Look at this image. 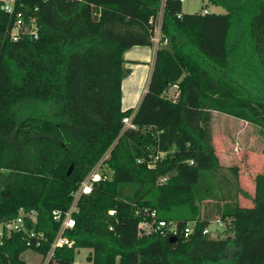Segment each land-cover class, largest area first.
<instances>
[{"label": "trees", "instance_id": "trees-1", "mask_svg": "<svg viewBox=\"0 0 264 264\" xmlns=\"http://www.w3.org/2000/svg\"><path fill=\"white\" fill-rule=\"evenodd\" d=\"M208 1L225 11L183 12L180 0L165 1L167 43L134 109L121 104L123 52L152 43L161 0H12L11 13L0 0V222L34 210L27 229L43 234L29 246L11 232L0 264H26L28 248L45 256L59 228L52 210L69 207L108 150L109 171L79 195L64 231L72 245L57 246L47 264H74L81 247L91 264H264V171L253 174L251 195L240 166L220 163L210 130L213 110L264 130V0ZM17 11L35 20L37 38H11ZM126 115L135 127L123 128ZM228 197L225 233L203 232V201ZM145 207L175 222V239L138 234Z\"/></svg>", "mask_w": 264, "mask_h": 264}, {"label": "built area", "instance_id": "built-area-1", "mask_svg": "<svg viewBox=\"0 0 264 264\" xmlns=\"http://www.w3.org/2000/svg\"><path fill=\"white\" fill-rule=\"evenodd\" d=\"M166 0H161L160 7L157 13L155 20L153 21V32H152V41L157 45L166 44L167 38L162 37L161 33V19L163 14V6ZM182 1V0H180ZM6 12L11 13L13 11V4L11 1H5L3 5ZM207 7H203L201 13L208 12ZM23 35H27L30 38L38 37V26L33 18L30 19L29 22L24 20L23 14L21 11H17L15 13V18L13 22V26L10 29V36L12 39H18ZM176 88V84L173 85ZM132 115H126L123 117V128L126 127H135V124L131 120ZM109 150L103 155L101 160L90 170L88 174L80 181L79 186L75 191L72 192L73 199L69 207L61 212L58 209L52 210L53 217L59 221V228L51 241L50 248L47 253L43 257L42 264H47L51 256L53 255V251L57 246H62L64 244L72 245V240L69 239L65 234V229L72 227L75 223L73 212L78 209L77 200L81 193L89 192L92 188L93 182L99 181L105 178V175L99 170V167L102 163V159L108 156ZM162 155V154H161ZM144 213H146L137 223L138 234H151L158 232L160 234H170L175 235L177 233V227L175 222L173 221H165L162 219H158L156 216L155 209H147L143 208ZM109 213H113V209L108 210ZM25 216H29L32 219L35 217V211L29 210L25 211L22 207L19 208L18 214L8 220L0 222V245L4 242V239L11 232H22L25 237V242L29 246H36L40 244L43 234L40 232H35L33 229H27L25 223ZM194 221H188L183 227L184 234L187 235L193 228ZM203 232L208 233L209 228L206 226L203 229ZM31 262L26 261V264H30Z\"/></svg>", "mask_w": 264, "mask_h": 264}, {"label": "crops", "instance_id": "crops-1", "mask_svg": "<svg viewBox=\"0 0 264 264\" xmlns=\"http://www.w3.org/2000/svg\"><path fill=\"white\" fill-rule=\"evenodd\" d=\"M156 49H157V45L152 41V43L149 45H133L127 48L123 52V58H124L123 65L124 67H127L129 71L124 75L122 79V86H121L122 90H123L124 82L126 85L129 84V86L132 83H134L136 71L143 74L147 73V77L149 81L150 74L154 64ZM146 88L147 85L144 86L142 90V95L145 92ZM174 89L176 88L174 87ZM122 99L123 97L121 96V104H122ZM122 107L126 108L123 104ZM128 107H132V106H128ZM226 116L218 115L216 114V110H213L212 117L210 120L212 141L215 152L219 157L220 163L224 167H227L231 165L233 162L239 161L244 163V166L246 168H248L247 164L251 160L254 161L255 163L254 166L261 164L264 161V153L253 152V150L250 149L251 147L247 146V143L248 141L251 140L252 130L258 128L256 130L262 134L263 139H264V130H260L258 126L242 118H238L235 116L234 117H226ZM244 166H240L239 168V182L243 187H245L243 177L247 173L246 169L245 172L243 171ZM251 175L253 177V173H251ZM250 183L251 184L248 191L252 195L254 189L252 178ZM246 200H249L250 202V199L248 197L246 198Z\"/></svg>", "mask_w": 264, "mask_h": 264}, {"label": "rangeland", "instance_id": "rangeland-1", "mask_svg": "<svg viewBox=\"0 0 264 264\" xmlns=\"http://www.w3.org/2000/svg\"><path fill=\"white\" fill-rule=\"evenodd\" d=\"M7 1V0H6ZM10 1V0H9ZM203 7H207L210 12H224L225 9L222 6H217L212 4L208 0H182L181 8L183 12H201ZM135 81L130 86L126 85L124 82L123 90H122V104L125 107L132 106L134 109L137 107L138 103L141 100L142 90L144 86L148 83L147 73L143 74L138 71L135 72ZM127 83V82H126ZM166 94L170 97L176 96V89L173 86H170L166 92ZM218 115H227L226 117H234L227 113H223L220 111H216ZM256 127V126H255ZM255 128L251 132V140L248 141L247 146L251 147L250 149L253 152L264 153V139L262 134L259 133ZM262 155V154H261ZM239 166H244V163L236 161ZM254 161H250L247 164L246 168L244 166L243 171L247 170V173L244 175V186L249 189L252 175L258 171H264V161L261 164L254 166ZM103 169V171H109L105 164L99 167V170ZM246 169V170H245ZM241 194L237 195V201L241 204L250 205L251 203L246 198H243ZM233 204V198L227 199H207L203 201L202 204V214L204 217L209 219V224L207 225L209 228V233L211 236H221L225 233V227L229 221V217L227 216V211ZM79 250V251H78ZM89 249L86 247L78 248L75 252L74 264H91V261L88 260L87 254ZM21 257L29 261L33 264L43 261L42 255L30 248L26 249L21 253ZM42 263V262H41Z\"/></svg>", "mask_w": 264, "mask_h": 264}, {"label": "water", "instance_id": "water-1", "mask_svg": "<svg viewBox=\"0 0 264 264\" xmlns=\"http://www.w3.org/2000/svg\"><path fill=\"white\" fill-rule=\"evenodd\" d=\"M70 169H71V167H69L68 172L70 171ZM170 239H171V240L175 239V235H171V236H170ZM78 251H79V250H78Z\"/></svg>", "mask_w": 264, "mask_h": 264}]
</instances>
